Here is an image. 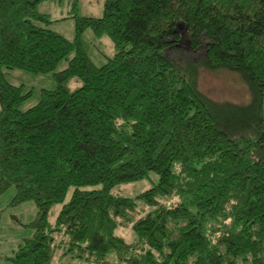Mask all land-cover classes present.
<instances>
[{
    "label": "trees",
    "instance_id": "trees-1",
    "mask_svg": "<svg viewBox=\"0 0 264 264\" xmlns=\"http://www.w3.org/2000/svg\"><path fill=\"white\" fill-rule=\"evenodd\" d=\"M45 1L0 0V193L37 208L13 264H264V0H105L72 16V41ZM15 69L56 87L22 112ZM202 72L236 75L247 100L207 96Z\"/></svg>",
    "mask_w": 264,
    "mask_h": 264
},
{
    "label": "rangeland",
    "instance_id": "rangeland-1",
    "mask_svg": "<svg viewBox=\"0 0 264 264\" xmlns=\"http://www.w3.org/2000/svg\"><path fill=\"white\" fill-rule=\"evenodd\" d=\"M104 1L48 0L39 5L38 11L49 17L50 23L46 27L48 30L72 41L75 37V23L72 16L101 18ZM101 44L107 55L113 54L112 46L107 38H102ZM66 65V61L61 62L55 72L64 70ZM6 74L10 84L16 87L22 86L25 93L31 92L30 97L20 108L22 112L38 104L41 90L52 91L56 87L52 73L35 75L15 69L6 71ZM79 86L80 83L75 80L70 84L71 90ZM199 87L204 94L215 100L241 103L245 102L248 97L247 90L241 80L229 72H202L199 77ZM156 182L157 177L152 174L147 180L116 188L113 194L134 197L151 188ZM15 194L14 187L0 193V264H13L11 258L23 240L32 236L31 223L37 216L34 202L15 204L13 201ZM69 195L70 193L68 198ZM167 203L170 204V201ZM59 210V206L52 209L50 222H54ZM116 235L128 243L134 239V235L129 229H117ZM105 264H118L113 253H110Z\"/></svg>",
    "mask_w": 264,
    "mask_h": 264
}]
</instances>
